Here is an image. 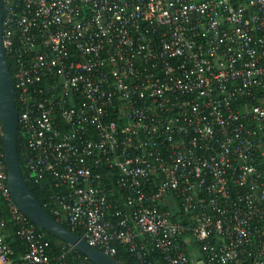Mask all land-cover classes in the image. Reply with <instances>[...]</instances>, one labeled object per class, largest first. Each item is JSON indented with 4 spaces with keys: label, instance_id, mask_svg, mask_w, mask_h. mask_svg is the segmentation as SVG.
<instances>
[{
    "label": "built area",
    "instance_id": "2783aa9c",
    "mask_svg": "<svg viewBox=\"0 0 264 264\" xmlns=\"http://www.w3.org/2000/svg\"><path fill=\"white\" fill-rule=\"evenodd\" d=\"M1 2L23 166L58 222L135 264H264V0ZM1 141L0 264H66Z\"/></svg>",
    "mask_w": 264,
    "mask_h": 264
},
{
    "label": "water",
    "instance_id": "95a60500",
    "mask_svg": "<svg viewBox=\"0 0 264 264\" xmlns=\"http://www.w3.org/2000/svg\"><path fill=\"white\" fill-rule=\"evenodd\" d=\"M3 12L0 0V128L6 165V186L17 207L41 231H48L79 252L92 264H118L112 257L88 244L83 238L58 222L29 188L21 170L18 153V109L15 86L6 61L3 44Z\"/></svg>",
    "mask_w": 264,
    "mask_h": 264
},
{
    "label": "trees",
    "instance_id": "16d2710c",
    "mask_svg": "<svg viewBox=\"0 0 264 264\" xmlns=\"http://www.w3.org/2000/svg\"><path fill=\"white\" fill-rule=\"evenodd\" d=\"M6 61H7V64L9 66L11 73H13V66H12L11 61L8 58L6 59ZM18 153H19V161L21 165L22 174L29 188L33 192L34 196L44 206V208L50 213L49 208L46 206L45 202H46L47 196H49L52 193L53 189L49 185L48 180L47 181L42 180L36 183L34 181V178L31 177L30 174H28L25 171L23 165H24V160L28 155V149L26 147L25 139H24V136L22 134V131L19 125H18ZM112 181H113L112 179L109 180V182L111 183ZM50 214L52 215V213ZM0 216L4 217L5 219H8L6 201L3 199L1 194H0ZM52 216L54 217V215ZM61 223L68 229L75 232L77 235H81L80 229H71L65 222L61 221ZM42 233L45 236V240L48 246L51 248V254L57 255L63 246L66 248L70 247L69 244L63 241H60L57 237H55L50 232L42 231ZM7 239L10 245L15 249L16 255H20L23 252V246L21 242L19 241V239L17 238V236L15 235L14 231H12V229H10ZM113 259L118 264H135V257L131 255L126 245H119L117 247V253L113 256ZM65 263L66 264H92L81 252H79L75 248H71L69 253L66 255Z\"/></svg>",
    "mask_w": 264,
    "mask_h": 264
}]
</instances>
